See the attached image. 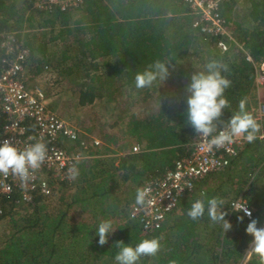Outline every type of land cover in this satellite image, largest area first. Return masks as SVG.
<instances>
[{"label":"trees","instance_id":"obj_1","mask_svg":"<svg viewBox=\"0 0 264 264\" xmlns=\"http://www.w3.org/2000/svg\"><path fill=\"white\" fill-rule=\"evenodd\" d=\"M45 1L0 0V73L7 66L2 60L14 58L1 46L11 36L15 52L28 51L24 70L39 75L49 69L75 89L82 106L98 105L100 121L90 122L110 133H94L115 147L104 155L102 145L93 147L88 158L78 161L75 181L51 175L48 196L38 191L23 202L17 191L0 193V225H5L0 264H117V242L135 247L153 238L160 250L142 255L136 264H264L245 232L252 218L264 227V139L258 138L264 120L258 121L255 112L257 81L264 75V0H222L215 12L225 31L214 35L202 31L208 22L194 26L196 16L184 0H81L63 9L40 8ZM210 60L226 65L228 71L221 74L231 81L224 93L230 107L223 110L217 130L243 98L260 130L226 168L194 180L157 231L144 233L130 219V206L148 179L172 171L192 152L200 135L187 119L185 89L190 75L205 71ZM155 61L168 66L169 77L137 89L136 74ZM53 105L47 108L54 111ZM116 106L121 115L110 123L109 111ZM126 114L129 118L120 123ZM3 125L0 110V134ZM213 197L223 201L220 210L227 213L231 230L209 217L207 200ZM197 199H204L205 212L192 219L188 211ZM238 199L252 208L250 219L233 208ZM103 221L111 222L113 232L100 246L96 229Z\"/></svg>","mask_w":264,"mask_h":264},{"label":"built area","instance_id":"obj_2","mask_svg":"<svg viewBox=\"0 0 264 264\" xmlns=\"http://www.w3.org/2000/svg\"><path fill=\"white\" fill-rule=\"evenodd\" d=\"M80 1L46 0L39 7L44 9L59 5L63 9L64 5L70 7L77 5ZM184 1L190 12L196 16L195 27L200 22H208V25L202 27V31L212 35L225 31L215 12L222 0ZM13 43L14 39L11 36H6L5 40L1 42V46L8 56L15 54L14 58L2 60V63H6L7 66L0 73V110L4 117L0 142L9 139L18 148H23L42 138L47 144L48 158L42 168L35 173L34 178L26 184H22L18 178L12 175H0V193L10 195L17 191L21 201L29 202L38 191L44 196L50 195L49 177L52 175L59 181L67 180L68 167L76 161L88 158L86 153L93 147L99 146L101 142L96 138L91 141L83 138L84 136L80 134L75 124L64 121L56 112L47 108L46 95L42 89L28 88L25 85L23 72L28 51L24 49L15 52ZM218 46L222 51H226L228 48L223 42H219ZM247 60H251L250 57H247ZM261 86H264V75H260L257 81L258 102L255 112L258 121L264 120V99L260 97ZM221 130L223 128L217 132ZM62 138L76 144V148L62 147L60 145ZM258 138L264 139V132L258 135ZM246 142L248 141L243 137H237L231 144L214 148L209 152L205 149L203 138L199 136L190 155L177 160L172 171L161 177L150 178L140 187L141 190H146L147 194L142 203H137L136 196L130 206V219L137 221L144 233L157 231L166 216L176 209L185 191L192 190V182L226 168L231 160L239 154ZM132 151L136 153L138 148L134 147ZM238 204L246 203L238 199L232 203L235 210H238L236 207ZM247 207L252 213V208L249 205ZM241 213L243 214V212ZM245 217L250 219V217Z\"/></svg>","mask_w":264,"mask_h":264},{"label":"clouds","instance_id":"obj_3","mask_svg":"<svg viewBox=\"0 0 264 264\" xmlns=\"http://www.w3.org/2000/svg\"><path fill=\"white\" fill-rule=\"evenodd\" d=\"M205 68V71L190 75V83L185 89L189 124L195 133L203 138L205 149L209 152L214 148L223 147L225 144H231L237 137H243L248 142H252L260 130V125L251 112L246 110L247 98L239 101L238 110L231 116L223 130L217 132V124L223 123L220 119L223 110L230 107V102L224 93L231 87V81L221 74L222 71H228L227 66L221 62L210 60ZM169 75L168 66L163 62L155 61L136 74L135 87L137 89L151 87L155 81L166 80ZM214 133L216 134L213 135ZM47 158L48 148L42 138L23 148H18L9 139H4L0 142V175H12L18 178L22 184H26L34 178L35 173L42 168ZM77 163L78 161L67 169V179L71 181H75L79 177ZM146 194V190L138 189L137 203H142ZM203 195L202 193L201 196ZM222 204L223 201L217 197L208 199V215L213 221L222 222L225 231H229L232 225L225 219L227 213L220 210ZM236 207L239 212H243L244 216L251 218L252 213L246 204H238ZM204 212V199H197L192 203L188 216L196 219ZM244 216H237L238 221L242 222ZM257 225L256 219H250L245 232L253 238L252 252L264 259V227ZM112 232L110 221L99 223L96 229V235L99 238L97 243L100 246L108 243V236ZM117 247L120 248L115 256L117 264H136L142 255H156L160 250V243L158 239L153 238L142 240L135 247L123 245L121 241L117 242Z\"/></svg>","mask_w":264,"mask_h":264},{"label":"rangeland","instance_id":"obj_4","mask_svg":"<svg viewBox=\"0 0 264 264\" xmlns=\"http://www.w3.org/2000/svg\"><path fill=\"white\" fill-rule=\"evenodd\" d=\"M112 37H114V33L110 34ZM261 68L264 69V64L261 65ZM48 76L46 75V81H44L43 79H45V77H37L36 79H33V81L29 82V79L26 78L25 83L26 86L28 88H33V87H37L40 88L44 91L45 95H46V102L47 104H52V102H56L57 105L56 107H58V110L61 112L59 113V111L54 110L57 115H59L61 118H64L63 120L66 121L68 120L69 122L75 124L78 128H80L81 130L87 131L90 134H94V131L103 133V132H107L110 133V131L105 128L102 129V127H98L96 124H93L90 122L91 119H94L95 122H99L100 119L98 117V114L100 112L98 105L93 107H88V106H82L79 109H75L74 107H72V105L75 104H79L78 102V94L75 92V89L73 87H70L69 84H66L65 81H60L59 77L56 76L55 73L50 74L49 72ZM49 80H51L53 83H55V86H48L49 85ZM31 87H29V86ZM261 99H264V89L261 90V94H260ZM73 102V104L71 105V103ZM81 105V104H80ZM119 106V105H118ZM118 106H116V110H111L109 111L112 115L113 118H110L109 122L112 123L115 121L116 119V115H121L120 110L118 109ZM123 106V105H120ZM125 107V106H123ZM130 109L126 110L127 112ZM129 118V115L126 114V118L125 120L122 119L120 121V123L126 122V120ZM66 119V120H65ZM86 134V133H85ZM95 138H97L99 141H102V138L100 136H95ZM115 146H113L114 149ZM229 188V187H226ZM232 188V187H230ZM232 192H227V194H231ZM235 196H231V198H234ZM5 225H0V238L2 236V232H4L5 229H3ZM125 231V230H124ZM119 232V231H118ZM138 233V232H137ZM136 233V237L137 240H139L141 237L138 236V234ZM120 234V232H119ZM139 242V241H138ZM140 243V242H139ZM249 254L246 253L245 258L248 259ZM242 264V263H240Z\"/></svg>","mask_w":264,"mask_h":264},{"label":"crops","instance_id":"obj_5","mask_svg":"<svg viewBox=\"0 0 264 264\" xmlns=\"http://www.w3.org/2000/svg\"><path fill=\"white\" fill-rule=\"evenodd\" d=\"M114 24H116V23H114ZM49 71V69H45L44 68V70L39 74V75H33L32 74V72L29 70V68L27 67V69H25L24 70V72H23V75H24V77H25V79L27 78V79H29V82H31V81H33V79H36L37 77H44V76H48V72ZM29 86V85H28ZM29 87H31V86H29ZM53 103V102H52ZM73 104V102L71 103V105ZM72 107H74L75 109H79V108H81L82 107V105H80V103L79 104H75V105H72ZM54 110H57V111H59L58 110V107H56L55 105H53V107H52ZM59 113H61L60 111H59ZM62 119H64V118H62ZM66 120V119H65ZM66 121H68V120H66ZM69 122V121H68ZM155 123L156 124H160L158 121H155ZM78 128V127H77ZM78 130H79V132H80V134L82 135V136H84L83 138H85L86 140H88V141H91V139H94L95 138V136H97L95 133L94 134H90V133H88L87 131H84V130H81L80 128H78ZM86 133V134H85ZM97 139V138H96ZM102 141L103 142H101V145L103 146V148H101L102 150V152H103V155L105 154V153H108V152H111V151H113V146L114 145H111V143H108L107 141H105L104 139H102ZM60 145L62 146V147H66V148H68V147H72V148H76L75 147V145L76 144H73L71 141H67L66 139H64V138H62L61 140H60ZM100 145V146H101Z\"/></svg>","mask_w":264,"mask_h":264}]
</instances>
